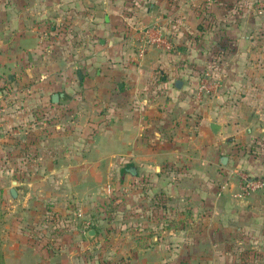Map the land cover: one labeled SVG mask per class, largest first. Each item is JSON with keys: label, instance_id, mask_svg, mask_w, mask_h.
Returning a JSON list of instances; mask_svg holds the SVG:
<instances>
[{"label": "crops", "instance_id": "crops-1", "mask_svg": "<svg viewBox=\"0 0 264 264\" xmlns=\"http://www.w3.org/2000/svg\"><path fill=\"white\" fill-rule=\"evenodd\" d=\"M258 1L0 0L6 263L83 264L77 256L91 229L85 232L88 222L76 223L75 215L87 198L107 201L97 197L108 193L99 173L113 161L125 164L129 182H140L127 181L123 189L126 218L136 196L140 203L138 236L122 234L110 251L122 264H243L245 245L247 258L261 252L248 236L264 222V204L220 191L233 181V168L264 179V155L249 149L264 142V3L258 8ZM154 22L172 49L149 48L139 59L133 32ZM205 72L220 86L198 99ZM10 130L16 133L9 135V162ZM50 214L73 217L66 220L71 235L62 229L54 247L35 237L39 226L48 229ZM94 239L93 252L103 238ZM92 259L84 264H97Z\"/></svg>", "mask_w": 264, "mask_h": 264}, {"label": "rangeland", "instance_id": "rangeland-1", "mask_svg": "<svg viewBox=\"0 0 264 264\" xmlns=\"http://www.w3.org/2000/svg\"><path fill=\"white\" fill-rule=\"evenodd\" d=\"M261 1V3H264V0H259ZM71 36V33H68ZM86 33H80V36L82 39H85L86 37ZM134 47V46H133ZM81 50V49H80ZM135 50V48H134ZM69 53L67 51L66 55L69 56ZM82 57H86L85 56V52L82 49V53H81ZM81 57V58H82ZM72 61V60H71ZM81 61H85V59H81ZM80 67L82 69H84L83 64H80ZM76 68L79 69V66L76 65ZM220 82V80H219ZM1 89L3 91V93H8L7 97L11 96L9 92V88H8V83L6 84H2ZM10 134L7 133L6 138L7 141V149H6V153L9 155L6 157V159H11V154L13 153L10 149H11V145L9 143H13L12 140L14 138H9ZM12 137V136H11ZM243 147V146H242ZM257 148V149H256ZM237 149H241V146L237 147ZM247 149V148H246ZM249 149L254 151L257 155L262 154L264 155V142L261 144H251L249 146ZM6 156V154H4V157ZM9 164L7 163L3 168H7ZM125 164L121 165V162L118 163L117 161H113L111 162V164L108 166V168H104L100 171L99 173V183L104 184L105 188L108 190V193L104 192V197L102 198L101 195L97 196L101 199L107 198L110 199V204L107 205H97L98 201H96V199H89L87 198L86 201L87 203L82 205L81 208H79V211L76 212L75 215V221L77 223V221H79L78 219H80V221H85L88 223H84L82 224L85 232L87 231V229H91L93 230L95 228L96 233H98V236L103 238L100 240H97V244L95 243V245H97V251L95 250V252H93L94 250L91 248V244L93 243V241L95 240V234L96 233H89V234H85L83 233L84 236V243L82 244L81 248L79 249V256L80 257V261L81 263H86V262H90L94 256L97 259L96 263L97 264H122L123 263V259L122 258H113V255L111 256L110 251L115 247V245H117L118 240L121 238V235L124 233H129L131 234L132 237H137V233H138V221L137 216H138V212H139V198L138 196H136V198L134 200H132V205H131V212H130V217L126 218V212L123 210V205H125V200H124V196H125V192L123 191V189H126L127 185V181L128 180V173L126 170V166H124ZM1 168V169H3ZM9 168V167H8ZM234 169V168H233ZM239 169V168H236ZM242 170V169H241ZM245 172H248L246 170H243ZM249 173V172H248ZM254 175V174H253ZM263 175V174H261ZM259 176V175H258ZM264 176V175H263ZM4 181L6 182L7 185H9V178L10 176H6L3 177ZM136 180V179H135ZM131 180V182H129L131 185H138L140 182L139 180ZM233 181L231 182L232 184H234V179H232ZM1 182L3 183V181L0 179V184ZM100 185V184H99ZM135 195H138V192H136ZM4 196H6L7 198H5V200L2 202V195H1V200H0V226H2L4 223L7 222V218H8V213H9V208L8 205L6 204V202H8V196L7 193L4 194ZM95 196V195H94ZM91 198V197H90ZM250 198H252V200H256L259 199V201H261V203L264 204V188L258 192H256L254 195H252ZM3 205V206H2ZM102 209H106L107 211H102ZM258 212H262L263 209L262 208H258L257 209ZM77 213H79V215H77ZM43 214H41L42 216ZM40 216V217H41ZM51 218H50V225H48V229L46 227H40L36 229V232L38 233V236L36 235L35 237L37 238H41L42 237L46 240L48 238L50 242V246L51 243H57L58 241V237H59V233L62 231V229H66V234L67 235H71L68 232V229L70 228L69 223H67V219H73V217L71 216L70 218H66V217H62L58 214H50ZM128 221H130L128 223ZM259 221V220H258ZM98 225V228H96V226ZM254 228L256 230V232L254 234H252V236H248L250 237V241L254 242L255 244H258L259 247H262L261 252L256 253L254 252V256L253 257H248L247 255H250V252L248 253L247 251L249 250L247 245H245V247L247 248H242V252L240 255V259L239 261L244 260L243 264H264V252H263V248H264V222H262L260 220L259 223H256V225H254ZM104 235H107L104 237ZM97 236V235H96ZM67 237V241L68 236ZM71 237V236H70ZM73 239V238H72ZM1 242L3 243V241L0 240V244ZM122 240L119 242V244H121ZM94 245V246H95ZM251 244H249L248 246H250ZM2 246V245H1ZM54 247V246H52ZM2 250V247H1ZM252 251V249H251ZM253 252V251H252ZM3 253V252H2ZM129 253L125 254V258L126 255H128ZM107 256H110V259H106ZM238 255L235 257L237 258ZM99 259V260H98ZM95 263V262H94ZM5 264H12L10 263V261H8V263ZM164 264V263H163Z\"/></svg>", "mask_w": 264, "mask_h": 264}, {"label": "built area", "instance_id": "built-area-1", "mask_svg": "<svg viewBox=\"0 0 264 264\" xmlns=\"http://www.w3.org/2000/svg\"><path fill=\"white\" fill-rule=\"evenodd\" d=\"M258 6V8L262 7L260 1H258ZM258 12L260 13V11ZM161 28V24L154 22L134 30L133 40L136 42L135 55L137 58H142L149 48H155L160 51H169L172 49L171 43L162 34ZM219 86V78H212L208 72H205L199 80L196 96L200 99L202 94L206 96V94L216 91ZM15 133L16 131L14 130L8 131L10 135ZM228 177L234 179V184L231 181L230 183L225 181L221 184L220 191H229V197L233 200H245L264 188L263 177L250 174L241 169L234 168L229 170Z\"/></svg>", "mask_w": 264, "mask_h": 264}, {"label": "trees", "instance_id": "trees-1", "mask_svg": "<svg viewBox=\"0 0 264 264\" xmlns=\"http://www.w3.org/2000/svg\"><path fill=\"white\" fill-rule=\"evenodd\" d=\"M210 26H212V24L209 25V27ZM198 29L202 31V30H204V27L202 25H199ZM0 200H1V191H0ZM107 204H110V199H107V201L102 206L107 205ZM102 211H107V210L106 209H102ZM0 264H5L4 256H3V253H2V250H1V244H0Z\"/></svg>", "mask_w": 264, "mask_h": 264}, {"label": "water", "instance_id": "water-1", "mask_svg": "<svg viewBox=\"0 0 264 264\" xmlns=\"http://www.w3.org/2000/svg\"><path fill=\"white\" fill-rule=\"evenodd\" d=\"M179 84H180L179 81H176V82H175V85H176V86H178ZM57 98H58V95H57L56 93H53V94L51 95V97H50L51 101L54 102V103L57 102ZM130 171H133L132 168L130 169ZM10 191H11V193H13V190H10ZM90 232H93V231L90 230Z\"/></svg>", "mask_w": 264, "mask_h": 264}]
</instances>
